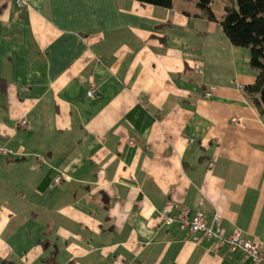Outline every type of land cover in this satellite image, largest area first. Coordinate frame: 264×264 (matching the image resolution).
<instances>
[{"label":"crops","instance_id":"crops-1","mask_svg":"<svg viewBox=\"0 0 264 264\" xmlns=\"http://www.w3.org/2000/svg\"><path fill=\"white\" fill-rule=\"evenodd\" d=\"M21 1L0 0V264H249L160 212L264 245L250 50L194 0Z\"/></svg>","mask_w":264,"mask_h":264},{"label":"trees","instance_id":"trees-1","mask_svg":"<svg viewBox=\"0 0 264 264\" xmlns=\"http://www.w3.org/2000/svg\"><path fill=\"white\" fill-rule=\"evenodd\" d=\"M164 8H172L175 0H136ZM224 14L220 20L232 45L250 50V66L257 72L252 85L244 87L246 97L264 113L261 92L264 88V0H224ZM202 17L217 21L214 0H196ZM1 264H17L4 260Z\"/></svg>","mask_w":264,"mask_h":264},{"label":"built area","instance_id":"built-area-1","mask_svg":"<svg viewBox=\"0 0 264 264\" xmlns=\"http://www.w3.org/2000/svg\"><path fill=\"white\" fill-rule=\"evenodd\" d=\"M19 4H26V2L17 0ZM243 89V87H241ZM89 97L95 96V87L91 86L87 92ZM208 93L207 96H210ZM237 121V120H236ZM22 124H26L27 120L22 119ZM194 140L192 139L191 142ZM0 151L8 154L11 153L8 149L0 147ZM64 180V175H57L55 183L60 184ZM162 219L167 222H180L183 226L187 227L192 233H202L205 238L216 239L218 245L224 246L231 251L240 250L243 252L245 259L249 264H264V245L257 240H249L245 238L242 231L236 229L231 235L225 236L222 232L219 222L221 216L216 213L211 223L208 222L207 215L203 211H198L192 218L185 215H174L168 209L160 212Z\"/></svg>","mask_w":264,"mask_h":264},{"label":"rangeland","instance_id":"rangeland-1","mask_svg":"<svg viewBox=\"0 0 264 264\" xmlns=\"http://www.w3.org/2000/svg\"><path fill=\"white\" fill-rule=\"evenodd\" d=\"M196 2V0H194ZM214 9H215V13L216 15L218 16V18L221 19V16H223V13H224V9H223V4H220L217 3L216 6H214Z\"/></svg>","mask_w":264,"mask_h":264},{"label":"water","instance_id":"water-1","mask_svg":"<svg viewBox=\"0 0 264 264\" xmlns=\"http://www.w3.org/2000/svg\"><path fill=\"white\" fill-rule=\"evenodd\" d=\"M260 98H261V103H262L263 106H264V88H263V90H262V92H261Z\"/></svg>","mask_w":264,"mask_h":264}]
</instances>
